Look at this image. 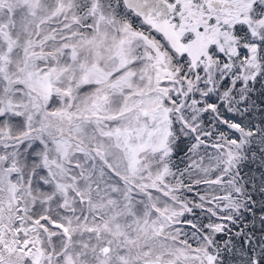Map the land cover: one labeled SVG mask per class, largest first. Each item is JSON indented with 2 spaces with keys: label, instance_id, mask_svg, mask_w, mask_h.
<instances>
[{
  "label": "snow or ice",
  "instance_id": "obj_1",
  "mask_svg": "<svg viewBox=\"0 0 264 264\" xmlns=\"http://www.w3.org/2000/svg\"><path fill=\"white\" fill-rule=\"evenodd\" d=\"M0 264H264V0H0Z\"/></svg>",
  "mask_w": 264,
  "mask_h": 264
}]
</instances>
